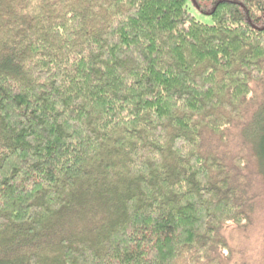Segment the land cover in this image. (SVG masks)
I'll use <instances>...</instances> for the list:
<instances>
[{"label":"trees","instance_id":"16d2710c","mask_svg":"<svg viewBox=\"0 0 264 264\" xmlns=\"http://www.w3.org/2000/svg\"><path fill=\"white\" fill-rule=\"evenodd\" d=\"M245 124L264 0H0V264H224Z\"/></svg>","mask_w":264,"mask_h":264},{"label":"rangeland","instance_id":"374dc122","mask_svg":"<svg viewBox=\"0 0 264 264\" xmlns=\"http://www.w3.org/2000/svg\"><path fill=\"white\" fill-rule=\"evenodd\" d=\"M200 20L205 23H211L209 17L195 12ZM259 95V105L261 100V89L257 90ZM259 105H254L251 110V115L256 112ZM250 121H248V124ZM232 130L233 142L225 150L228 153H238L242 150L248 152L250 159V167L246 174L251 180L248 194L253 199L252 205V221L243 228L236 226H227L223 230L224 236L227 238L231 250L220 256L224 264H264V156L258 160H254L255 149L253 143L247 141L246 125ZM245 140L247 142H245ZM254 206V207H253Z\"/></svg>","mask_w":264,"mask_h":264}]
</instances>
